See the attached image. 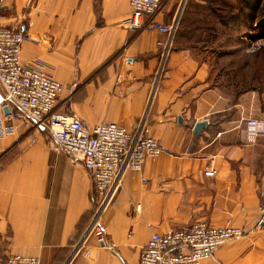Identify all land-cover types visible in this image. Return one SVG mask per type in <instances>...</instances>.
Instances as JSON below:
<instances>
[{"label": "crops", "instance_id": "0c3cea01", "mask_svg": "<svg viewBox=\"0 0 264 264\" xmlns=\"http://www.w3.org/2000/svg\"><path fill=\"white\" fill-rule=\"evenodd\" d=\"M161 2L154 20L167 25L181 0ZM129 14V0H0V27L26 35L20 62L44 65L63 86L58 112L88 131L100 122L130 131L145 112L144 134L162 149L155 162L123 175L100 217L101 244L85 235L97 201L85 169L52 152L45 132L8 120L3 107L0 264L13 255L39 264H137L151 234L197 221L244 231L202 264H264V216L256 225L264 136L249 142L243 123L264 115V93L226 99L209 84L206 65L182 49L168 52L155 79L164 36L128 30Z\"/></svg>", "mask_w": 264, "mask_h": 264}, {"label": "built area", "instance_id": "2783aa9c", "mask_svg": "<svg viewBox=\"0 0 264 264\" xmlns=\"http://www.w3.org/2000/svg\"><path fill=\"white\" fill-rule=\"evenodd\" d=\"M184 2L181 0L176 15L164 25L154 20L161 10V0H129L128 30L154 31L164 36L163 41L156 43L160 52L155 79L172 49ZM144 16L146 23L142 22ZM30 26L28 23L27 27ZM25 39V33L18 28L0 27V110L6 107L5 117L26 129L45 132L52 152L64 154L72 165L85 169L97 195L85 235H94L102 244L100 217L120 189L123 175L139 172L145 161L155 162L162 149L154 138L144 134L145 112L130 131L106 122H100L88 131L78 119L58 112L56 101L63 86L49 76L44 65L20 62V46ZM243 123L249 142L264 136V115L246 118ZM204 174L212 176L214 171L211 169ZM261 212L257 226L262 223L264 212ZM243 235L241 228L229 224L215 227L204 221L179 230L153 233L141 249L137 264H202L214 256L220 245ZM3 264H39V261L34 256L13 255Z\"/></svg>", "mask_w": 264, "mask_h": 264}, {"label": "rangeland", "instance_id": "374dc122", "mask_svg": "<svg viewBox=\"0 0 264 264\" xmlns=\"http://www.w3.org/2000/svg\"><path fill=\"white\" fill-rule=\"evenodd\" d=\"M188 2L182 5L176 31L182 22V33L190 39L185 45L206 65L209 84L229 100L245 92L263 94L264 1L250 21L241 11V0H211L208 5L215 16L206 19L194 17L192 6L185 10Z\"/></svg>", "mask_w": 264, "mask_h": 264}, {"label": "trees", "instance_id": "16d2710c", "mask_svg": "<svg viewBox=\"0 0 264 264\" xmlns=\"http://www.w3.org/2000/svg\"><path fill=\"white\" fill-rule=\"evenodd\" d=\"M211 1V0H210ZM210 1L206 0H189V2L186 5L185 10L191 9V6L194 8L192 11V15L194 17L198 18L200 16L202 19H206V17H209L208 15H213L215 12L214 7L213 9L209 7L208 3ZM218 2V0H215ZM244 2V7H242L241 11H244V17L250 21L252 17L254 16L258 6L260 5L261 2L264 0H241ZM186 12V11H185ZM187 14V12H186ZM216 18V17H215ZM221 17L218 16V19ZM189 37L185 35V33H182V22L178 26V31L175 32L174 38L172 41V48L177 49V50H188V47L185 45V42H189ZM247 93V92H245ZM240 96V95H239ZM237 97H235L233 100H235Z\"/></svg>", "mask_w": 264, "mask_h": 264}, {"label": "water", "instance_id": "95a60500", "mask_svg": "<svg viewBox=\"0 0 264 264\" xmlns=\"http://www.w3.org/2000/svg\"><path fill=\"white\" fill-rule=\"evenodd\" d=\"M204 124H205L204 122L196 123L193 127V132L195 133L199 132V130L203 127Z\"/></svg>", "mask_w": 264, "mask_h": 264}]
</instances>
